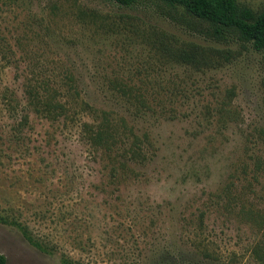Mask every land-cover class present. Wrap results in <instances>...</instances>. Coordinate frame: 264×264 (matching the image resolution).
<instances>
[{
	"label": "rangeland",
	"instance_id": "rangeland-1",
	"mask_svg": "<svg viewBox=\"0 0 264 264\" xmlns=\"http://www.w3.org/2000/svg\"><path fill=\"white\" fill-rule=\"evenodd\" d=\"M187 45L209 64L174 54ZM75 92L94 113L77 112ZM47 98L67 113L36 112ZM104 111L117 147L86 137ZM0 253L264 264L262 53L156 1L0 0Z\"/></svg>",
	"mask_w": 264,
	"mask_h": 264
},
{
	"label": "trees",
	"instance_id": "trees-1",
	"mask_svg": "<svg viewBox=\"0 0 264 264\" xmlns=\"http://www.w3.org/2000/svg\"><path fill=\"white\" fill-rule=\"evenodd\" d=\"M115 2L121 6L131 7L139 2L156 1L163 3L173 9L181 8L187 15L199 20L207 25L213 36L220 37L225 31H235L240 39L251 44L253 49L262 53L264 58V7L255 12L249 6L240 4L237 0H106ZM188 48L174 49L176 56L187 60L191 65L200 66L209 64L205 50L194 46L187 45ZM201 59H200V58ZM74 104L78 107L77 112L81 114L94 113L95 109L79 96L78 92L71 95ZM35 111L42 113L47 118L53 120L62 114L67 113L66 103L59 100L47 98L39 102ZM101 122L85 127L88 134V141L94 146H104L112 148L118 146V130L112 126L113 120L107 111L101 113ZM136 144V143H135ZM0 264H7L6 257L0 253Z\"/></svg>",
	"mask_w": 264,
	"mask_h": 264
}]
</instances>
